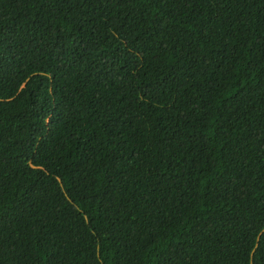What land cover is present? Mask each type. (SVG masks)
<instances>
[{"label": "trees", "instance_id": "1", "mask_svg": "<svg viewBox=\"0 0 264 264\" xmlns=\"http://www.w3.org/2000/svg\"><path fill=\"white\" fill-rule=\"evenodd\" d=\"M263 227L264 0H0V264H264Z\"/></svg>", "mask_w": 264, "mask_h": 264}, {"label": "clouds", "instance_id": "2", "mask_svg": "<svg viewBox=\"0 0 264 264\" xmlns=\"http://www.w3.org/2000/svg\"><path fill=\"white\" fill-rule=\"evenodd\" d=\"M264 232V227L257 233V235H256V237H255V244H256V242L258 241V238L260 237V235L262 234ZM251 255H252V252H250L249 253V258L251 257ZM248 264H250V261H249V263Z\"/></svg>", "mask_w": 264, "mask_h": 264}]
</instances>
